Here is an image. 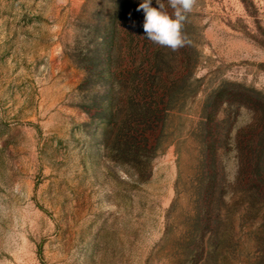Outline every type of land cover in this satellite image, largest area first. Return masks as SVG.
I'll use <instances>...</instances> for the list:
<instances>
[{"label":"rangeland","instance_id":"374dc122","mask_svg":"<svg viewBox=\"0 0 264 264\" xmlns=\"http://www.w3.org/2000/svg\"><path fill=\"white\" fill-rule=\"evenodd\" d=\"M140 2L0 0V264H264V0H196L176 51Z\"/></svg>","mask_w":264,"mask_h":264},{"label":"clouds","instance_id":"9594fccd","mask_svg":"<svg viewBox=\"0 0 264 264\" xmlns=\"http://www.w3.org/2000/svg\"><path fill=\"white\" fill-rule=\"evenodd\" d=\"M195 5L196 0H155V6L153 0H141L136 11L143 13V36L173 51L184 47L190 41L182 31L183 25Z\"/></svg>","mask_w":264,"mask_h":264},{"label":"trees","instance_id":"16d2710c","mask_svg":"<svg viewBox=\"0 0 264 264\" xmlns=\"http://www.w3.org/2000/svg\"><path fill=\"white\" fill-rule=\"evenodd\" d=\"M123 0H117V11L113 15L112 19L115 21L123 11ZM137 12V11H136ZM141 14V12H140ZM142 18V14L140 15ZM105 48L108 49L107 40L103 43ZM102 44V45H103ZM150 79V77H148ZM259 141L255 147L249 149H239L237 151V159L239 163L238 177H242V180H236V185L244 184L245 191H248L250 197L254 201L264 202V135L260 136ZM216 151L212 152V167L215 168L216 163ZM239 181V182H237ZM221 184L219 181L209 173L207 181L203 186L202 199L204 201V217L211 216L213 210L215 209L216 201L218 200V195L220 194ZM204 219V218H203Z\"/></svg>","mask_w":264,"mask_h":264}]
</instances>
